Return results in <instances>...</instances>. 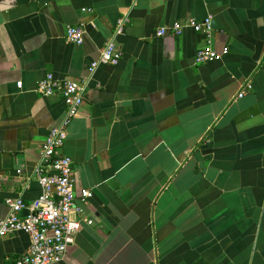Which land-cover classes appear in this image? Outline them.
<instances>
[{
  "label": "crops",
  "instance_id": "1",
  "mask_svg": "<svg viewBox=\"0 0 264 264\" xmlns=\"http://www.w3.org/2000/svg\"><path fill=\"white\" fill-rule=\"evenodd\" d=\"M207 18L221 61L196 64L207 38L190 28L156 36ZM111 40L120 63L91 74ZM48 74L88 83L63 152L95 220L57 264H264V0H0V219L42 193L34 171L66 114L37 92ZM30 243L0 237V264Z\"/></svg>",
  "mask_w": 264,
  "mask_h": 264
},
{
  "label": "built area",
  "instance_id": "2",
  "mask_svg": "<svg viewBox=\"0 0 264 264\" xmlns=\"http://www.w3.org/2000/svg\"><path fill=\"white\" fill-rule=\"evenodd\" d=\"M143 0H133L136 6ZM129 22L128 17L118 23L117 33L123 32V27ZM186 28L192 29L207 38V44L197 51L196 64L221 61L229 53L225 48L219 52L214 47V29L212 19L203 21L189 19L185 22H176L171 27H163L156 31L157 37H165L172 33L182 36ZM66 40L75 45L85 42V32L80 27H69ZM123 57L122 51L114 40L105 44L100 53V58L94 62L89 71L93 74L99 65L107 64L117 66ZM18 86L21 88L22 83ZM88 83L84 81L60 80L53 74H48L40 83L37 92L49 97L59 93L66 106V114L61 123L54 126L46 137L40 161L34 175L42 187L41 195L30 203L21 197L8 199V215L0 219V237L14 233H26L30 237L28 252L12 264H57L64 260L69 247L74 242L76 235L83 225L95 224L93 217L86 213L84 205L92 197V192L83 189L80 193L76 189V178L73 161L64 154L63 147L68 138V127L80 113ZM250 84L246 85L239 93L242 98Z\"/></svg>",
  "mask_w": 264,
  "mask_h": 264
}]
</instances>
